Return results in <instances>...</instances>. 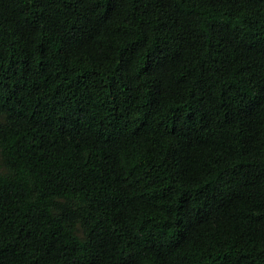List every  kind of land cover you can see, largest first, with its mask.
I'll list each match as a JSON object with an SVG mask.
<instances>
[{
	"label": "trees",
	"instance_id": "16d2710c",
	"mask_svg": "<svg viewBox=\"0 0 264 264\" xmlns=\"http://www.w3.org/2000/svg\"><path fill=\"white\" fill-rule=\"evenodd\" d=\"M0 264H264V0H0Z\"/></svg>",
	"mask_w": 264,
	"mask_h": 264
}]
</instances>
